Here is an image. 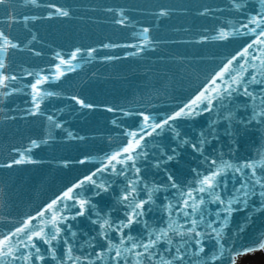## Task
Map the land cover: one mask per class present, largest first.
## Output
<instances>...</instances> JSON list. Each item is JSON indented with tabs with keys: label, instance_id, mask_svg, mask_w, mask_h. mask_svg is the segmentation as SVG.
Segmentation results:
<instances>
[{
	"label": "snow or ice",
	"instance_id": "obj_1",
	"mask_svg": "<svg viewBox=\"0 0 264 264\" xmlns=\"http://www.w3.org/2000/svg\"><path fill=\"white\" fill-rule=\"evenodd\" d=\"M256 3L259 7L253 12L248 11L249 0H225L226 7L207 0L199 5L194 13L199 17L215 19L217 13L228 10L244 18H238L227 29H213L216 34L212 36L208 35V29H202L197 43L228 40L230 37L252 39L242 51L221 62L219 70L213 72L209 87L173 113L158 119L156 115L142 111L106 107L108 112L141 116L140 126L135 131H125L124 135L128 139L112 153H105L104 159L100 161L101 167L68 187L36 216L22 222L23 226L8 232L0 231V264H225V261L237 264V258L264 251V230L256 234L253 243L236 247L237 240L247 231L253 217L264 214V142L255 149V154L248 161L239 163L226 160L223 152L217 151L212 156L205 151L207 145L219 139L218 124L222 121L227 122L224 134L233 137V141L237 136V125L244 131L255 125L264 138V0H256ZM22 8H27L33 14L17 11ZM86 9L90 12L102 11L115 25L128 27L134 23L124 7L91 5ZM190 11V7L161 6L145 14L155 20H163L177 14L187 15ZM75 13L76 8L72 4H58L54 0H0V114L6 121L32 116L45 117L49 129L45 138L40 141L31 140L30 146L23 152L13 149L19 152L20 158L0 163V168H12L26 162L36 163L30 155L32 149L53 140L52 132L55 129H63L71 140L85 139L64 128L55 114H46L42 109L46 100L61 96L60 92L42 87L46 82H52L51 73L42 75L44 69L34 71L23 68L17 72L13 59L17 53L25 50L35 56L42 55L31 47L37 40L33 31L37 22L71 20ZM17 28L29 34L27 42L13 35ZM153 30L151 27H142L138 43L109 42L99 47H76L68 54L69 60H65L60 52H56L55 57L61 64L67 65L78 57L82 61H112L121 58L117 55H93L101 49L133 48L134 51L125 53V58L154 52L161 41L149 35ZM177 31L189 32L190 29ZM55 67L59 68V65ZM29 76L33 77V82L24 88L19 87V82ZM25 89H29L26 92L30 97L26 101L29 107L16 109L22 115H12L11 109L6 111L5 102L17 94L25 93ZM70 99L81 109L93 110L98 107L77 96ZM239 112L246 115L238 116ZM205 113H211L212 117L207 128L196 133L195 140L182 135L174 123L180 119L194 120ZM112 123L116 125L117 120L114 119ZM165 132L172 135L176 145L170 150L157 144L155 139H146L160 137ZM184 146L190 147L202 157L201 166L204 170L201 171L200 167L192 169V179L181 183L165 166L177 160L180 156L178 149ZM150 152H153L155 158L153 166L163 169L166 183L157 184L141 175ZM87 159L76 162L85 163ZM69 163L65 162L64 167ZM105 173L109 178L101 179ZM111 176L123 177V187L116 195L112 209L101 214L93 200L111 194L114 184ZM89 186L94 190L91 196H85ZM157 199H161L159 205ZM255 201H258V206ZM248 209L252 211L226 244V230H230L233 217ZM114 211L120 212L123 218H114ZM154 211L160 214L162 221L157 226L149 224L146 219ZM84 216L95 226L96 234L81 241L70 221ZM133 225L142 226L143 231L134 235L131 231ZM213 242V250L207 252L206 243Z\"/></svg>",
	"mask_w": 264,
	"mask_h": 264
},
{
	"label": "water",
	"instance_id": "obj_2",
	"mask_svg": "<svg viewBox=\"0 0 264 264\" xmlns=\"http://www.w3.org/2000/svg\"><path fill=\"white\" fill-rule=\"evenodd\" d=\"M54 2L72 4L76 8L74 18L37 22L33 28L37 40L31 47L40 51L42 55L35 56L25 50L17 53L13 59L17 65V72L23 68L34 71L44 69L42 75L51 73L52 82H46L42 87L60 92L61 96L46 100L41 106L42 109L46 114H55L56 119L64 124V128L85 139L71 140L63 129H55L52 132L53 140L32 149L30 155L36 163L26 162L14 165L12 168H0V231L3 232L23 226L22 222L36 216L68 187L101 167L100 161L104 159L105 153H112L128 139L124 132L135 131L140 126L141 116H124L120 112H108L105 110L106 107L142 111L145 114L156 115L158 119L173 113L179 110L182 104L194 99L204 88L209 87L213 72L219 70L221 62L226 57L231 58L232 55L242 51L252 39L230 37L228 40L197 43L202 29H208V35L212 36L216 34L213 29L220 27L227 29L238 18H244L235 11L228 10L217 13L215 19L194 15L205 0H54ZM207 2L226 7L225 0H207ZM91 5L124 7L134 23L128 27L112 24L102 11H87L86 7ZM161 6L190 7L191 11L187 15L177 14L171 19L163 20H155L151 15L145 14L156 11ZM258 7L256 0H249V12H253ZM17 11L33 14L27 8ZM145 26L153 28L149 35L161 41L154 52H144L135 57L125 58V53L134 51L133 48L101 49L93 55L96 57L117 55L121 58L112 61L102 59L82 61L78 57L67 65L61 64L55 57V53L60 52L65 60H69L68 54L76 47L82 49L99 47L109 42L138 43V34ZM184 28L190 31H177ZM13 35L23 42L30 39L29 34L21 28H17ZM56 65H59V68H56ZM57 77L59 79H56ZM32 82L33 77H25L18 86L24 88ZM28 90L25 89V93L17 94L6 101L4 105L6 111L11 109L12 115H22L16 109L29 107L26 103L30 99L26 94ZM72 96L82 98L98 107L93 110L81 109L74 100L70 99ZM237 115L242 117L246 113L239 112ZM211 117V113H205L194 120L180 119L174 123L178 125L182 135L195 140L196 133L207 128ZM114 119L117 120L116 125L112 123ZM226 127L227 122L222 121L218 124L220 137L206 146V154L215 156L217 151H220L224 153L226 160L245 162L264 142L255 125L247 131L237 125L235 141L233 137L224 134ZM48 130L45 117L32 116L27 119L6 121L0 114V163L10 162L14 158L19 159V152H14L13 149L23 152L30 146L31 140L40 141L45 138ZM146 139H155V142L166 150L176 146L172 135L168 132L160 137L153 136ZM178 151L180 156L177 160L169 162L165 167L174 174L178 182L183 183L192 179V169L200 167L203 171L204 167L201 166L202 157L190 147L184 146ZM86 157L88 159L85 163L76 162ZM65 162H70L67 167H64ZM154 163V154L150 152L141 175L157 184L166 183L163 169L155 168ZM108 178L107 173L101 177V179ZM110 178L114 181L111 194H104L93 200L101 214L112 209L115 197L123 187V177ZM93 190L89 186L85 196H91ZM160 197L162 198V194ZM160 203L161 199H157V204ZM255 204L258 206V201H255ZM251 211L252 209H248L235 214L230 230H226V244L228 238L245 222V217ZM112 215L114 218H123L118 211H114ZM146 219L154 226L162 223L160 214L155 211L148 214ZM70 222L77 231L79 240L83 241L86 237L95 236V226L90 223L87 216ZM33 223L36 221L33 220ZM261 230H264V214H256L247 231L237 240L236 247L253 243L256 234ZM131 231L134 235H138L143 231V227L133 225ZM213 245L214 242L206 243V251L211 252ZM99 247L98 244L97 250ZM225 264H228V261H225Z\"/></svg>",
	"mask_w": 264,
	"mask_h": 264
},
{
	"label": "rangeland",
	"instance_id": "obj_3",
	"mask_svg": "<svg viewBox=\"0 0 264 264\" xmlns=\"http://www.w3.org/2000/svg\"><path fill=\"white\" fill-rule=\"evenodd\" d=\"M264 261V251H256L254 254L240 257L237 264H261Z\"/></svg>",
	"mask_w": 264,
	"mask_h": 264
},
{
	"label": "bare ground",
	"instance_id": "obj_4",
	"mask_svg": "<svg viewBox=\"0 0 264 264\" xmlns=\"http://www.w3.org/2000/svg\"><path fill=\"white\" fill-rule=\"evenodd\" d=\"M237 260H238V258H237Z\"/></svg>",
	"mask_w": 264,
	"mask_h": 264
}]
</instances>
